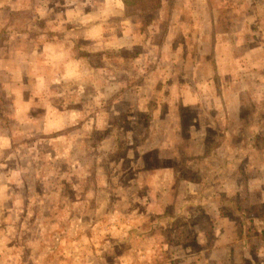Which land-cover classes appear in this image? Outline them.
I'll return each mask as SVG.
<instances>
[{
	"label": "crops",
	"instance_id": "crops-1",
	"mask_svg": "<svg viewBox=\"0 0 264 264\" xmlns=\"http://www.w3.org/2000/svg\"><path fill=\"white\" fill-rule=\"evenodd\" d=\"M154 1H158L154 8L130 12L125 0H89L79 17L67 13L69 23L61 38L65 58L56 64H81L80 71L62 82L78 93L70 100L67 96L66 104L50 105L44 125L52 138L69 134L66 145L79 154L71 162L84 170L90 158L99 165L110 153H120V117L134 126L138 117L151 118L150 143L158 146L149 150L169 151L175 164L181 165L154 175L158 187L152 186V176H145L147 190L153 191L145 195L147 204L141 213L152 218L136 227L130 213L141 206L112 207L106 214L102 205L92 219L96 225L86 227L103 228L113 235L117 224L139 228L127 239L112 236L111 242L130 244V237L138 235L136 239L144 240L146 264L165 262L172 255L179 264H259L264 261V0ZM102 71L112 77L106 78ZM122 72L128 75L124 81ZM126 84L133 89L127 92ZM109 85L114 87L105 100ZM95 101L98 106L92 110L89 106ZM123 102L129 103L124 114ZM186 110H191L193 122L184 137ZM128 147L135 151L131 144ZM183 167L190 168L193 179L183 175ZM247 172L252 175L238 181L239 173ZM95 180L102 183L108 178L101 174ZM224 184L230 189H220ZM94 194L103 195L102 186ZM218 197H224L226 205L211 204ZM192 213L207 216L205 223L193 224ZM101 214L106 221L121 214L126 218L103 225ZM180 217L188 224L174 226ZM183 229H190L193 236L188 239ZM157 230L160 238L153 235ZM164 231L169 238L182 237L176 254L153 251L159 241L168 246ZM87 237L86 241L99 243ZM121 256L116 260H124Z\"/></svg>",
	"mask_w": 264,
	"mask_h": 264
},
{
	"label": "rangeland",
	"instance_id": "rangeland-1",
	"mask_svg": "<svg viewBox=\"0 0 264 264\" xmlns=\"http://www.w3.org/2000/svg\"><path fill=\"white\" fill-rule=\"evenodd\" d=\"M88 1L0 0V264H146L145 261L149 260L142 243L144 240L136 239L138 235L130 237V244L112 243V236L125 239L130 233L140 230L136 228L139 222L145 223L152 218L149 215L145 217L143 211L141 213L142 207L147 204L145 195L149 191L145 176H152V186L158 187L159 182L154 180V175L172 172L169 170L171 165H174L173 170L181 166L175 164L169 151L149 150L151 146H158L150 143L153 138L148 128L149 124L153 125L151 118L145 120L138 117L139 121L134 126L131 121L120 117V153L114 156L110 153V157L104 159L105 164L93 165L94 159H88V165L84 166L86 172L82 170L83 166L71 162L79 154L66 145L69 134L52 138L47 132L44 121L48 119L45 112L50 105L56 107L66 104L67 96L70 100L71 96L75 97L78 93L62 82H67L74 72L80 71L81 64L56 63L65 58L61 38L69 23L66 20L69 16L67 13L79 17L87 11ZM103 76L112 77L107 71ZM127 76L122 72V81ZM112 86L106 88L105 100H108ZM123 89L128 92L133 88L126 84ZM128 105L127 102L121 104L122 114ZM96 106L98 104L95 101L89 107L93 110ZM113 119L116 120L110 118L109 121ZM192 122V112L186 110L182 118L184 137L187 125ZM131 129L132 133H125ZM108 137L112 141V137ZM128 144L135 151L129 152ZM68 152L73 156L70 157ZM113 159L116 163H111ZM182 170L185 177L194 178L190 168L183 167ZM101 174L108 180L102 183L95 180ZM251 175L249 172L239 173L237 179L245 180ZM261 175L264 179V174ZM227 176L230 178L231 175ZM230 185L224 184L220 189L228 190ZM101 186L104 194H94ZM216 201L226 205L224 197L216 198L211 204ZM134 203L141 206V209L136 208L130 213V221L136 227L130 223L117 224L119 228L114 235L103 228L94 230L86 227L96 225L97 220L92 219L98 216L96 209L102 205L104 209L101 212L106 210L104 213L108 214L113 210L112 207L120 208L128 204L135 207ZM192 214L193 224L205 223L207 216ZM100 217L103 225L126 218L124 214L107 221L103 214ZM111 217L113 215L109 214L108 218ZM154 218H157L156 221L160 219L158 216ZM186 221L180 217L174 226L188 224ZM143 229L147 230L148 227ZM91 230L95 233H91ZM182 232L188 239L193 236L190 229H183ZM164 233L168 246L159 241L161 244L153 245V251L161 253L164 249L176 254L177 248L181 246L177 245L178 240H182V237L171 235L169 238ZM153 235L160 238V230L154 231ZM86 236L99 243H89ZM96 254L102 255L99 256L100 260L96 259ZM132 254L137 257L129 261L127 258ZM119 255L124 256V260H116L115 256ZM153 264H179V260L172 255L165 262L158 259ZM259 264H264V261Z\"/></svg>",
	"mask_w": 264,
	"mask_h": 264
},
{
	"label": "trees",
	"instance_id": "trees-1",
	"mask_svg": "<svg viewBox=\"0 0 264 264\" xmlns=\"http://www.w3.org/2000/svg\"><path fill=\"white\" fill-rule=\"evenodd\" d=\"M126 6H128V11L134 12L136 9L142 10L144 12L146 9H151L158 5V1L154 4V0H125ZM134 9V11H132Z\"/></svg>",
	"mask_w": 264,
	"mask_h": 264
}]
</instances>
